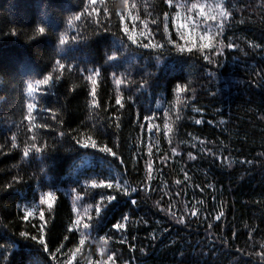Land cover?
I'll list each match as a JSON object with an SVG mask.
<instances>
[{"label":"trees","instance_id":"obj_1","mask_svg":"<svg viewBox=\"0 0 264 264\" xmlns=\"http://www.w3.org/2000/svg\"><path fill=\"white\" fill-rule=\"evenodd\" d=\"M106 2L110 13L113 3L119 5V0ZM87 3L0 0V144L5 145L0 150V264H49L41 245L21 232L43 236L57 257L51 264H264V49L249 43L264 45V0H172V5L186 7L129 0L135 8L125 9L123 21L112 16L107 31L94 23H106L100 14L103 5L98 3L92 12L82 7ZM192 4L203 6V14ZM89 12L91 17L68 24L74 15ZM165 13L170 19L162 36ZM132 16L138 19L134 22ZM200 23L205 33L198 29ZM125 24L137 43L123 34ZM40 27L44 33H38ZM60 33L69 37L64 46L59 45ZM168 36L176 40L162 51L139 46L163 43ZM230 42L239 49L225 47L218 54L219 45ZM205 43L211 47L204 48ZM176 45L191 51L178 52ZM113 50L122 55L108 61ZM53 57L65 69L53 72ZM61 71L59 80L38 86L34 98L28 96L29 79L49 72L55 78ZM88 75L97 81L99 108L91 106L92 84L84 79ZM118 91L122 109L115 103ZM29 101L37 105L32 122L26 118ZM42 108L53 109L62 123ZM117 116L119 128L114 126ZM44 123L49 127L40 128ZM33 133L49 147L24 159L23 142ZM12 135L20 147L11 148ZM74 136L91 137L98 147L83 148ZM104 145L117 156L101 152ZM121 173L139 189L131 194L137 203L117 196L104 209L96 231L91 236L85 231L81 245L82 225L74 227L73 200L80 196V217L87 209L95 218L88 206L99 201L96 193L115 191L92 189L93 200L80 184ZM13 177L22 180L13 183ZM48 191L56 196L51 209L40 202ZM25 206L33 213L27 220ZM116 223L125 227L118 230Z\"/></svg>","mask_w":264,"mask_h":264},{"label":"snow or ice","instance_id":"obj_2","mask_svg":"<svg viewBox=\"0 0 264 264\" xmlns=\"http://www.w3.org/2000/svg\"><path fill=\"white\" fill-rule=\"evenodd\" d=\"M164 2L167 5H171V6H174V7H186L184 5H172V0H164ZM98 3L100 5H103V8H102V11H101L100 14L104 17V20H105L106 23L102 24V23H100L99 20H95V19H94V23H96L97 27L100 30H102V31L109 30L108 25L111 23L112 16H115L118 21H123V20L127 19V16L125 15V9H133V8H135V5L130 4L129 0H119V5L118 6L115 3H113L111 5V8H112L111 13L109 11L110 5L106 2V0H88V3L87 4H82V7L85 8V9H92V12H95L96 11V6H97ZM191 8L192 9L200 8L201 9V14H203V10H202L203 6L197 5V4H192ZM91 15H92L91 12H89L87 14H85V13L76 14L73 17L69 18L68 24L71 25L73 19L80 20L82 17L87 19L88 17H91ZM128 15H131V13L129 12ZM176 15H177V17H179L180 13H177ZM224 15H226V13ZM209 18L215 19V17H209ZM137 19H138V17L132 16V20L134 22ZM169 19H170L169 15L167 13H165L163 19L160 21V24L164 25V28L161 31V35L162 36L166 35V33H167V24H168ZM153 24L156 26L157 30L159 31L160 30V24H156L155 20H153ZM179 27H182V26L178 25V29H179ZM219 27H220V30L222 31L223 25L220 24ZM37 31H38V33H44L45 32V28L44 27H40ZM123 34L127 35V38L129 40H131L132 43H137V36H136L135 32H133L128 27L127 24H125L124 27H123ZM143 35H148L150 38H152L154 36V34L151 33V32H146ZM80 38L82 39L83 37H80ZM120 38H121V41H122L123 45L125 46V49H127V45H126L124 39L122 37H120ZM181 38H184L183 35H182ZM71 39L73 41H75L77 39V36H73V37H71ZM188 39L191 40V36H189ZM204 39L208 40L209 37L205 36ZM58 40H59V45L64 46V45H66L68 43L69 37L67 36L66 33H60L59 37H58ZM170 43H172V40H171V37L168 36L167 39H165L163 43L151 44V43H142L141 42L139 46L142 47V48H145V49L155 48V49H158V50L162 51L164 49V47L166 46V44H170ZM249 43L251 44V47L254 48V49L255 48L264 49V45L256 44L254 42H249ZM193 44H194V42H193ZM203 47L204 48H208V47H211V45H210V43H205L203 45ZM225 47H228V48L235 47V48L239 49V44H235V43L230 42L229 44L224 45L223 43H221L219 45V47H218V54L222 53ZM185 50L191 51V48L185 49L184 47H181L180 45H176V51L183 52ZM245 54H247V53H245ZM121 55H122V53L120 51L113 50V54L108 57V61H116ZM204 58L205 59H209V57L207 55ZM53 59L55 61L54 67H53V72H55L57 68L60 69V70L65 69V64L62 63L60 59H55V57H53ZM209 62H212V61L209 60ZM71 68H72V65L69 64L68 65V70L71 71ZM81 71H84V70L81 69ZM89 71H94L95 75H99V70L98 69H92V70H89ZM62 74L63 73L61 71L54 78L52 72H49L46 75H42L41 79H34V80L33 79H29L26 82V91H27L28 96L34 98V93L40 90L38 86L50 85V84L54 83L55 81L59 80ZM112 75H113V79L115 81V84L116 85H120L122 83L121 79L117 78L115 73H113ZM84 79H86L88 81H91V84H92V88H91V96H92L91 106L94 107V108H99L100 104L98 103V101L96 99V96H97V90H96L97 81H96L95 77L93 75H88V76L84 77ZM143 83L146 84V81L143 82ZM141 86H143V84H141ZM129 99H131V97H129ZM115 103H116V105H119L121 109L124 107V105L121 102V97H120L119 91L117 93V96H116V99H115ZM36 107H37V105L32 103L31 101H29L27 103V113H28V115H27L26 118H27V120L29 122H32L34 120V117H33L32 113L34 112ZM41 110L43 112L52 113L51 119L57 121V123H62V121L57 117L55 112H53V109H51V108H42ZM109 119H111V117H109ZM144 119L148 120L149 118L148 117H144ZM116 121L117 122H115L114 126L116 128H119L120 127V124L118 123L119 116L116 117ZM195 123L199 124V123H201V121L200 120H196ZM39 127L40 128H47V127H49V124L48 123H44V124L39 125ZM92 127H93V129H95L96 125L94 124ZM151 128H152V125L148 124V129L151 130ZM64 135H65V133H63V132L60 133L61 137H63ZM26 137L27 138L23 142L24 143V147L22 148V153H23V157L22 158H24V159L29 158L30 157V153L33 155V158H34V156L36 154L45 153L46 150L49 147L48 144H47V141L44 140L43 137H40V141L38 142L37 141V136H36L35 133H33L31 136H27V134H26ZM73 139H75L76 144H80L81 147H83V148H89V147L97 148L98 147L97 142L94 139H92L91 137H88V139H86V140H81L80 138L74 136ZM10 143H11V148L20 147L16 143V136L15 135H12L10 137ZM4 146H5L4 144H0V150H2L4 148ZM99 150L101 152L107 153V154H109V155H111L113 157L117 156V153L114 152L111 148L107 147V145H104V146L100 147ZM150 151H151V149H149V152ZM173 152H175V149H173ZM139 154H140L139 152L135 153V155H139ZM189 155H190V159H195V157H192L191 154H189ZM133 159H135V156L133 157ZM247 163H252V162L251 161H247ZM120 164H124V160L123 159L120 160ZM150 167L151 166L149 165V168ZM40 171L44 172V168H41ZM121 179H123V173L118 174L116 176H109V177H107L105 179H99V180H97L96 178H89V179H86L83 184H80V188H81L82 193L85 196H88V197H90L93 200H95V195L91 194V190L92 189L105 188V189H113L115 191V194L96 193V195H99V197H100L99 201L95 205H89L88 206L89 208L93 209L95 218H93L92 215H89L88 214V210L85 209L86 220H85V217H80L79 212L76 209V200L80 199V196L78 195L73 200V211L77 212V219L74 221V227L80 228V226L82 225V230L80 231L81 239L79 241V243L81 245H83L85 243V239H87V237L85 236V231L88 232L89 236H91L92 232L96 231V228L94 226L96 224H98L100 222V220L102 219V213H103L104 209L107 208L108 204H110L111 202L116 200L117 196H120L121 194H123V195L129 197V199L131 200V204H136L137 203V201L135 199H131V194L132 193H137L138 194L139 189L137 187H131L129 185L127 179H123V184H122L121 183ZM149 179H151L150 176H149ZM185 179H187V175L186 174H185ZM21 180H22V177H13V183H19ZM77 183H79L78 180H77ZM7 187L11 188L12 184H8ZM129 189H130V191H129ZM73 191H75V189H73ZM55 199H56L55 193L52 192V191H48L47 193L42 194L40 196L41 204H47L49 206V209H51L52 202ZM25 207H26L27 214L23 217V219L27 220L28 217L31 216L33 213H32V209L31 208H29L27 206H25ZM191 215L195 216L196 213L192 212ZM221 215H222V213H221ZM40 218H41V220H44L43 212H41ZM128 219L129 218L127 216L123 217V220H125V221H127ZM216 219L218 220V219H220V217L217 216ZM179 222L180 223H184V219L181 218L179 220ZM113 227L119 230V229H123L125 227V225L122 224V223H116V224L113 225ZM208 227L210 229L212 227V225L209 224ZM69 231H71V229H69ZM20 235L22 237L27 238V239H31L33 241H36L39 245H41V247L43 248V251L45 253H47L48 256L50 257L49 264H51V261H55L57 259L56 255L49 251L48 242L43 238V236H39V237L38 236H29L28 232H21ZM65 239H67V237H65ZM104 247L105 248L107 247V242L106 241L104 242ZM103 250H104V248H101V252H103ZM60 251H61V248H57L56 249V253H59ZM73 258H74V254H73ZM109 260H113V257L109 256ZM69 264H70V262H69ZM95 264H103V261H96Z\"/></svg>","mask_w":264,"mask_h":264},{"label":"rangeland","instance_id":"obj_3","mask_svg":"<svg viewBox=\"0 0 264 264\" xmlns=\"http://www.w3.org/2000/svg\"><path fill=\"white\" fill-rule=\"evenodd\" d=\"M179 23H182V20L181 19H176V24H179ZM198 26V29L199 30H204L203 27H204V24L203 23H200V24H196ZM210 29V28H209ZM205 33V31H203ZM172 41H175L176 39H171ZM190 52V51H189Z\"/></svg>","mask_w":264,"mask_h":264}]
</instances>
